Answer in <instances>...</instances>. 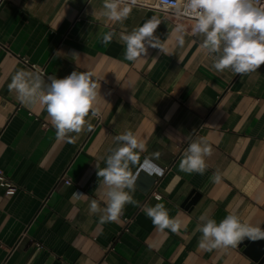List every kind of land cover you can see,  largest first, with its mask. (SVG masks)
Listing matches in <instances>:
<instances>
[{"label":"crops","instance_id":"obj_1","mask_svg":"<svg viewBox=\"0 0 264 264\" xmlns=\"http://www.w3.org/2000/svg\"><path fill=\"white\" fill-rule=\"evenodd\" d=\"M146 2L120 24L101 15L103 0H0V169L19 188L7 196L0 186V264H261L238 245L201 249L195 229L205 212L264 228V65L244 76L217 72L193 23L178 24ZM151 18L168 52L149 47L125 60L119 34ZM108 31L117 36L105 45ZM20 69L45 80L90 73L99 85L91 128L70 134L74 143L57 139L45 107L27 108L9 90ZM127 130L146 144L130 164L138 206L101 223L89 212L93 199L105 206L95 164L106 166L115 136ZM200 138L212 148L207 171L181 172L184 150ZM217 170L218 184L209 179ZM143 175L156 180L148 194ZM194 193L200 198L188 206ZM157 203L181 222L177 233L157 230L141 210Z\"/></svg>","mask_w":264,"mask_h":264},{"label":"clouds","instance_id":"obj_2","mask_svg":"<svg viewBox=\"0 0 264 264\" xmlns=\"http://www.w3.org/2000/svg\"><path fill=\"white\" fill-rule=\"evenodd\" d=\"M136 0H103L101 15L110 22H123L129 17ZM183 12L194 18L192 34L202 37L201 47L206 50L217 72L230 70L241 76L256 72L264 65V0H186ZM159 25L155 18L146 20L141 26L130 32H121L119 42L125 46L124 59L136 61L146 55L148 48L168 49L154 33ZM182 32L181 28H177ZM115 31H108L102 42L110 44ZM178 42L184 44L183 36ZM78 54L73 53L76 60ZM17 99L27 108L36 105L45 107L50 122L56 130V137L68 143H74L70 134L79 133L91 123L86 119L90 112L95 115V104L99 95V85L92 81L91 74L73 71L64 78L49 76L47 80L37 73L18 70L8 85ZM117 146L110 149L104 160L105 167L95 164L100 180L96 189L101 194L104 207L93 199L89 203L90 214L100 216V222H116L122 215L126 204L137 205L130 194L134 192L135 176L131 174L130 164H135L138 153L146 150V144L131 131L115 136ZM159 155L158 153L156 154ZM212 155L208 142L200 138L191 140L184 150L179 170L186 174L204 175L208 169L206 157ZM220 183L219 170L209 178ZM127 189V190H126ZM88 196L74 192L73 199H86ZM138 206V205H137ZM151 220L153 226L163 232L177 233L181 222L170 216L163 203L154 206L144 205L141 209ZM195 231L201 233L198 246L212 250L220 247H235L244 238L252 241L264 239V228L241 221L235 213H228L219 223L207 212L198 217Z\"/></svg>","mask_w":264,"mask_h":264},{"label":"built area","instance_id":"obj_3","mask_svg":"<svg viewBox=\"0 0 264 264\" xmlns=\"http://www.w3.org/2000/svg\"><path fill=\"white\" fill-rule=\"evenodd\" d=\"M185 2L186 0H155L153 6L154 9L173 18L175 22L178 24L182 21L191 22L194 24L195 23L194 18L185 15L183 12ZM135 5L147 6L149 4L146 2V0H136ZM65 183L67 185H72V181L69 179H65ZM0 186H2L5 189V193L7 196H14L19 189L18 186L14 182H12V180L1 169H0ZM152 194L154 198H156V200L162 199V196L157 193L156 189L153 190ZM126 222L130 223L131 220L126 219Z\"/></svg>","mask_w":264,"mask_h":264},{"label":"water","instance_id":"obj_4","mask_svg":"<svg viewBox=\"0 0 264 264\" xmlns=\"http://www.w3.org/2000/svg\"><path fill=\"white\" fill-rule=\"evenodd\" d=\"M141 188L144 193L148 194L152 187L155 185L156 180L151 177L142 176L141 177ZM200 198L199 194L194 193L188 203V206L195 204ZM226 217V214L219 213L214 218L217 223ZM239 247L243 248L244 252L253 258L256 262L264 263V240L252 241L249 238H244L240 243L237 244Z\"/></svg>","mask_w":264,"mask_h":264},{"label":"snow or ice","instance_id":"obj_5","mask_svg":"<svg viewBox=\"0 0 264 264\" xmlns=\"http://www.w3.org/2000/svg\"><path fill=\"white\" fill-rule=\"evenodd\" d=\"M154 171H158V169H154Z\"/></svg>","mask_w":264,"mask_h":264}]
</instances>
